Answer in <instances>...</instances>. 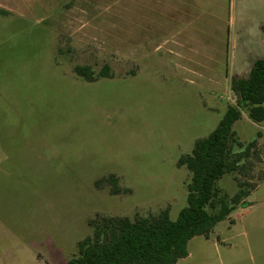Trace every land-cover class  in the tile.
Instances as JSON below:
<instances>
[{"label":"rangeland","instance_id":"rangeland-1","mask_svg":"<svg viewBox=\"0 0 264 264\" xmlns=\"http://www.w3.org/2000/svg\"><path fill=\"white\" fill-rule=\"evenodd\" d=\"M155 1L138 26L157 27L136 36L131 0H23L0 13V264H69L97 216L176 221L188 205L180 161L238 104L232 80L264 59V0ZM76 66L110 74L89 82ZM234 130L235 153L256 144L217 183L228 203L264 181V122L244 110ZM262 197L264 183L250 200ZM190 252L185 264L220 254L203 238Z\"/></svg>","mask_w":264,"mask_h":264},{"label":"trees","instance_id":"trees-1","mask_svg":"<svg viewBox=\"0 0 264 264\" xmlns=\"http://www.w3.org/2000/svg\"><path fill=\"white\" fill-rule=\"evenodd\" d=\"M74 71L89 82L110 74L108 66L99 75L89 66H76ZM231 89L238 104L230 106L215 131L198 140L192 154L180 161L192 173V181L188 186V205L177 220L171 219L168 210L158 216L134 219L97 216L89 223L91 236L78 243V254L69 264H178L189 256L191 240L209 237L237 207L252 204L247 201L250 191L244 188L228 203L220 197L217 183L226 175L237 174L256 144L253 141L245 148L239 143V153L232 146L237 142L234 125L244 110L252 122H264V59L255 62L249 77L234 78ZM105 182L112 186L113 194L122 191L115 175Z\"/></svg>","mask_w":264,"mask_h":264},{"label":"crops","instance_id":"crops-1","mask_svg":"<svg viewBox=\"0 0 264 264\" xmlns=\"http://www.w3.org/2000/svg\"><path fill=\"white\" fill-rule=\"evenodd\" d=\"M142 2L146 12H143ZM22 3L23 0H0V11L8 12L5 10L9 9L7 5L18 7ZM154 3H156L155 0H131L132 35L136 36L137 31L138 34H147L157 27L138 26V21L150 19L147 6H152ZM162 32L165 30L160 28L159 33ZM261 185L247 198L248 202L256 201L255 203L247 207H239L232 214L231 219L221 222L225 224L222 227L218 226L219 223L209 237L199 236L191 240L188 245L189 256L180 260L178 264H185L184 262L187 260L194 259L195 255L190 252V247L201 238L208 244L213 243L217 253L222 248L224 249L218 254L217 264H264V197L250 200V197L259 190Z\"/></svg>","mask_w":264,"mask_h":264}]
</instances>
